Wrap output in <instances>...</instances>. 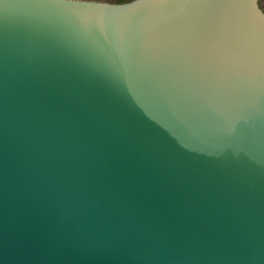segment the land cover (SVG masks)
<instances>
[{
  "label": "water",
  "instance_id": "1",
  "mask_svg": "<svg viewBox=\"0 0 264 264\" xmlns=\"http://www.w3.org/2000/svg\"><path fill=\"white\" fill-rule=\"evenodd\" d=\"M29 77L82 104L147 212L174 221L242 200L243 264H264L259 0H0V106ZM0 264H38L2 198Z\"/></svg>",
  "mask_w": 264,
  "mask_h": 264
},
{
  "label": "clouds",
  "instance_id": "2",
  "mask_svg": "<svg viewBox=\"0 0 264 264\" xmlns=\"http://www.w3.org/2000/svg\"><path fill=\"white\" fill-rule=\"evenodd\" d=\"M0 198L38 264H243L242 200L168 220L118 179L98 125L71 94L26 78L0 106Z\"/></svg>",
  "mask_w": 264,
  "mask_h": 264
},
{
  "label": "flooded vegetation",
  "instance_id": "3",
  "mask_svg": "<svg viewBox=\"0 0 264 264\" xmlns=\"http://www.w3.org/2000/svg\"><path fill=\"white\" fill-rule=\"evenodd\" d=\"M102 1H108V2H124L129 0H102ZM259 5L264 10V0H259Z\"/></svg>",
  "mask_w": 264,
  "mask_h": 264
}]
</instances>
